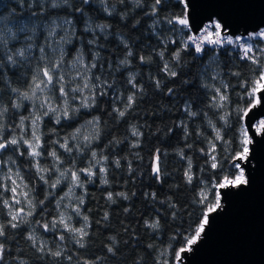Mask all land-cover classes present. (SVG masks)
<instances>
[{
  "label": "trees",
  "instance_id": "obj_1",
  "mask_svg": "<svg viewBox=\"0 0 264 264\" xmlns=\"http://www.w3.org/2000/svg\"><path fill=\"white\" fill-rule=\"evenodd\" d=\"M186 13L0 0V264H178L241 173L264 73V39L215 45L180 26Z\"/></svg>",
  "mask_w": 264,
  "mask_h": 264
},
{
  "label": "water",
  "instance_id": "obj_2",
  "mask_svg": "<svg viewBox=\"0 0 264 264\" xmlns=\"http://www.w3.org/2000/svg\"><path fill=\"white\" fill-rule=\"evenodd\" d=\"M183 1L194 36L210 22L234 37L264 28V0ZM256 96L260 102L245 114L248 151L235 159L247 183L219 187L220 207L207 212L208 224L181 250L179 264H264V123L257 126L264 121V92Z\"/></svg>",
  "mask_w": 264,
  "mask_h": 264
},
{
  "label": "rangeland",
  "instance_id": "obj_3",
  "mask_svg": "<svg viewBox=\"0 0 264 264\" xmlns=\"http://www.w3.org/2000/svg\"><path fill=\"white\" fill-rule=\"evenodd\" d=\"M181 19L182 18H178L177 22L179 23V21ZM217 24L220 26L219 28L216 26ZM180 26H185V25L180 24ZM186 26L190 28V26H188V25H186ZM217 33H219V35H217ZM196 36H199L200 39H202V40L207 39L210 41V43L215 44V45H217L218 43H222V42L229 44V40H231V43L238 41V42H240V45L244 50H246V49L249 50V51H247V53H249L250 51L256 50L257 45L255 44L256 43L254 41L255 39H260V38L264 39V28L260 29L259 32L249 34L248 36L238 35L237 37H234L232 35H227V36L223 35L221 32V25L218 22H210V23L205 24L204 29ZM213 41H219V42L213 43ZM85 66H86V63L81 58L74 61V64L72 65V67H73L74 74L77 78L81 77V78L85 79V77H86ZM85 83H88V81L86 80ZM75 89L78 90V87ZM263 123H264L263 120L259 121L257 123L258 128H260L263 125ZM245 127H246V125H245ZM248 139H249V136H248V131H247V137H246L247 146H246V148H248V143H249ZM241 155H244V153ZM241 173H242V169H241ZM241 173H240V175H241ZM243 176H244V174H243ZM244 178H245V176H244ZM1 252L2 251H0V257H1Z\"/></svg>",
  "mask_w": 264,
  "mask_h": 264
},
{
  "label": "snow or ice",
  "instance_id": "obj_4",
  "mask_svg": "<svg viewBox=\"0 0 264 264\" xmlns=\"http://www.w3.org/2000/svg\"><path fill=\"white\" fill-rule=\"evenodd\" d=\"M157 3H159V0H157ZM179 23L182 24V25H188L189 21H188L187 18H184V19H181V20L179 21ZM216 26H217L218 28L220 27L218 24H217ZM217 35H219V33H217ZM218 42H219V41H213V43H218ZM229 43H231V40H229ZM196 51H197V52L201 51V49H200L199 46H197ZM245 51H246V53H247V51H249V50L246 49ZM21 54H22V53H21ZM172 75H176V73L173 72ZM44 76L47 77V80H48L49 83L52 82V80H53V76L50 75V73H49L48 70H44ZM37 87H39V85H37ZM61 91L63 92V88H61ZM258 92H264V74H262V75L260 76V78L255 82V86L253 87L252 91L249 93V95L253 97V99L256 101V103H259V102H260V101H259V98H257V96H256V94H257ZM222 99H224V97H222ZM129 100H131V97H129ZM65 115H67L66 112H65ZM120 115H123V113H120ZM37 139H38V138H37ZM11 143H12V144H16L17 141H16V140H12ZM4 147H5L4 144H0V148H4ZM31 147H33V151H32L31 154L34 155V156H38L40 153L37 152V151H35V147H38V145L31 146ZM247 151H248L247 148H245V149H244V155L247 154ZM53 155H54V154H53ZM213 167H215V165H213ZM157 171H158V169H157ZM73 179H74V180H78V177L76 176L75 173H73ZM246 183H247V180L244 178L243 174L241 173V175L238 176V177H236L235 180H227V178H226V182L223 183V184H221V185H219V187L223 188V187H227L228 185H240V184H246ZM53 186H55V185H53ZM13 192H15V189H13ZM215 207H216V208L220 207L219 202H217V204H216ZM213 210H215V209H214V208H213V209H209V211H213ZM13 219H16V216H13ZM85 219H86V218H85ZM208 222H209V221H208V218H207V216H206V217L204 218V220H203V224L201 225V228H200L199 232H202V231L204 230V225H207ZM15 226H16V225L13 224V227H15ZM77 231H81V233L83 232V230H77ZM199 232H197V237H196V238L199 237ZM2 234H3L2 231H0V235H2ZM61 238H62V237H61ZM196 238L192 239V240L190 241V243H193V244H194V243L196 242ZM0 251H2V246H0ZM57 254H58V253H57Z\"/></svg>",
  "mask_w": 264,
  "mask_h": 264
}]
</instances>
